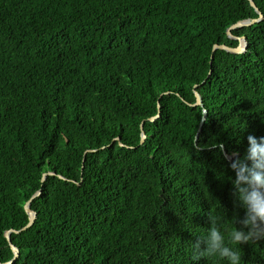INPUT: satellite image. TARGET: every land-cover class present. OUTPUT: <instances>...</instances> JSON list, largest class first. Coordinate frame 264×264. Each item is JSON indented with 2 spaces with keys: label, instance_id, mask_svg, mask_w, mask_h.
<instances>
[{
  "label": "trees",
  "instance_id": "obj_1",
  "mask_svg": "<svg viewBox=\"0 0 264 264\" xmlns=\"http://www.w3.org/2000/svg\"><path fill=\"white\" fill-rule=\"evenodd\" d=\"M253 1L262 18L231 30L245 51L210 64L258 16L248 0H0V261L41 189L10 264H227L192 259L211 216L239 264H264V239L229 240L243 215L229 164L264 136Z\"/></svg>",
  "mask_w": 264,
  "mask_h": 264
},
{
  "label": "clouds",
  "instance_id": "obj_2",
  "mask_svg": "<svg viewBox=\"0 0 264 264\" xmlns=\"http://www.w3.org/2000/svg\"><path fill=\"white\" fill-rule=\"evenodd\" d=\"M222 148V146H220ZM231 183L238 207L243 215H233L234 228L229 240L235 244L264 239V136H247V148L243 158L231 160ZM218 216L209 217V227L192 245V259L219 257L227 264H239V251L225 242L217 226Z\"/></svg>",
  "mask_w": 264,
  "mask_h": 264
},
{
  "label": "water",
  "instance_id": "obj_3",
  "mask_svg": "<svg viewBox=\"0 0 264 264\" xmlns=\"http://www.w3.org/2000/svg\"><path fill=\"white\" fill-rule=\"evenodd\" d=\"M248 1H249L250 5L252 7H254V9L257 11L258 16L256 18L239 20V21L231 24L227 28L226 34H227L228 37L237 39V41H238L237 44L234 45V46L225 44L224 42H220V43L213 44V46L211 48V53H210V64H211L212 59H213V53H214V51L216 49H224L226 51L233 52V53H238V52L245 51L246 46H247V41H246L245 36H243V35H240V36L239 35H233L231 33V30L234 29V28H237V27H242V26L250 25V24H252V23H254V22H256V21H258V20H260L262 18V13L259 11V9L257 8V6L255 5V2L253 0H248ZM209 74H210V71L208 72L207 76ZM205 79H203V81L201 83H203L205 81ZM197 86H198V84H195L192 87L193 88V93H194V96H195V101L193 103H188L189 105H192V106H196V105H200L201 106L202 105L201 95H200L199 91L196 89ZM165 93H167V91H165ZM157 108H159V101H157ZM158 116H159V113L157 112L156 115L151 116L148 119L150 121H154ZM204 116H205V109H203V116H202V119H201V122H200V126L202 124V121L204 119ZM140 129H141V133H140V143H143L146 135H145V132L143 130L142 125L140 126ZM113 140H119V136H116L115 138H113ZM119 144L120 145H123L120 141H119ZM47 174H52V172L51 171L44 172L42 174L41 181H43L45 179V177H46ZM40 192H41V189L37 190L28 200L25 201V203L23 205V208H24L25 212L28 215L27 223L24 226H22L21 228H19V229L11 228V229H7L4 232V235H5L8 243H9V245H10L12 251H13V257L11 259L7 260V261H0V264H10V263H12L18 257V255H19V249H18V247H16L12 243V240H11V237H10V232L18 233V232H20L22 230H25L27 227H29L34 222V219L36 217V212L31 208V202H32V199L33 198H35L36 196H38L40 194Z\"/></svg>",
  "mask_w": 264,
  "mask_h": 264
}]
</instances>
